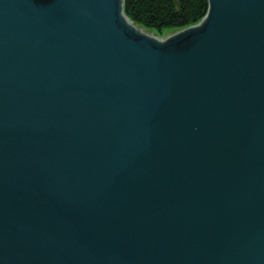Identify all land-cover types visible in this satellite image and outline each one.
Here are the masks:
<instances>
[{
    "label": "water",
    "instance_id": "water-1",
    "mask_svg": "<svg viewBox=\"0 0 264 264\" xmlns=\"http://www.w3.org/2000/svg\"><path fill=\"white\" fill-rule=\"evenodd\" d=\"M207 3L0 0V264H264V0Z\"/></svg>",
    "mask_w": 264,
    "mask_h": 264
},
{
    "label": "trees",
    "instance_id": "trees-1",
    "mask_svg": "<svg viewBox=\"0 0 264 264\" xmlns=\"http://www.w3.org/2000/svg\"><path fill=\"white\" fill-rule=\"evenodd\" d=\"M207 7V0H123L128 18L159 35L198 22Z\"/></svg>",
    "mask_w": 264,
    "mask_h": 264
},
{
    "label": "rangeland",
    "instance_id": "rangeland-1",
    "mask_svg": "<svg viewBox=\"0 0 264 264\" xmlns=\"http://www.w3.org/2000/svg\"><path fill=\"white\" fill-rule=\"evenodd\" d=\"M174 30H167L165 31L162 35H159L157 33H154V32H151V31H148L149 33H152L154 34L156 37H158L159 39H164L166 36H168L171 32H173Z\"/></svg>",
    "mask_w": 264,
    "mask_h": 264
},
{
    "label": "bare ground",
    "instance_id": "bare-ground-1",
    "mask_svg": "<svg viewBox=\"0 0 264 264\" xmlns=\"http://www.w3.org/2000/svg\"><path fill=\"white\" fill-rule=\"evenodd\" d=\"M128 22V21H127Z\"/></svg>",
    "mask_w": 264,
    "mask_h": 264
}]
</instances>
